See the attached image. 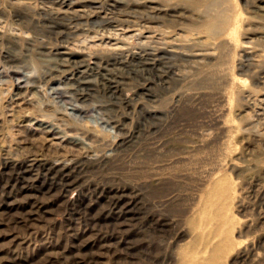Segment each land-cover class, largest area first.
Instances as JSON below:
<instances>
[{
	"label": "rangeland",
	"instance_id": "1",
	"mask_svg": "<svg viewBox=\"0 0 264 264\" xmlns=\"http://www.w3.org/2000/svg\"><path fill=\"white\" fill-rule=\"evenodd\" d=\"M199 1L0 0V264H264V0Z\"/></svg>",
	"mask_w": 264,
	"mask_h": 264
},
{
	"label": "bare ground",
	"instance_id": "2",
	"mask_svg": "<svg viewBox=\"0 0 264 264\" xmlns=\"http://www.w3.org/2000/svg\"><path fill=\"white\" fill-rule=\"evenodd\" d=\"M184 2H186V3H189V4H199L200 3V1L199 0H184ZM216 3V0H213L212 2H211V4H215ZM212 7V6H211ZM263 7H264V5H263ZM261 8V7H260ZM157 10V9H156ZM223 13V12H222ZM224 16V15H223ZM218 18V17H217ZM252 18H254L257 22H261V27H263L264 28V13H260L259 11H256L255 13H254V16L252 17ZM253 20V19H252ZM208 25H209V27H214V26H216V23L214 22V21H209V23H208ZM258 26V25H257ZM259 29V28H258ZM261 29V28H260ZM259 29V30H260ZM262 30V29H261ZM263 33V32H262ZM189 250V249H188ZM219 249H216L215 250V252L211 255V257L207 260V264H211L212 262H214L215 261V259H216V257H217V255H218V253H219ZM211 252V251H210ZM200 253V252H199ZM198 253V254H199ZM187 255V254H186ZM199 257V256H198ZM201 257V256H200ZM205 258V257H204ZM202 260H203V258H202ZM217 260V259H216ZM205 261V260H204ZM197 263H198V258H197ZM203 264V263H202Z\"/></svg>",
	"mask_w": 264,
	"mask_h": 264
}]
</instances>
